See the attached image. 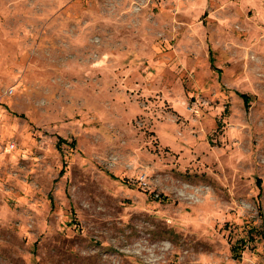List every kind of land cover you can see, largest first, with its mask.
Returning a JSON list of instances; mask_svg holds the SVG:
<instances>
[{"label": "rangeland", "instance_id": "1", "mask_svg": "<svg viewBox=\"0 0 264 264\" xmlns=\"http://www.w3.org/2000/svg\"><path fill=\"white\" fill-rule=\"evenodd\" d=\"M0 264H264V0H0Z\"/></svg>", "mask_w": 264, "mask_h": 264}, {"label": "trees", "instance_id": "2", "mask_svg": "<svg viewBox=\"0 0 264 264\" xmlns=\"http://www.w3.org/2000/svg\"><path fill=\"white\" fill-rule=\"evenodd\" d=\"M246 96V95H245ZM249 97L248 96H246V101H248L249 102ZM62 141H64L65 142V139H62ZM71 144H76V141L75 140H73V141H71Z\"/></svg>", "mask_w": 264, "mask_h": 264}]
</instances>
